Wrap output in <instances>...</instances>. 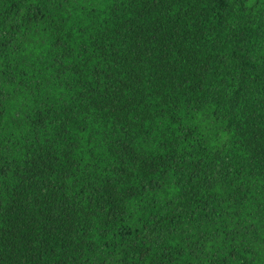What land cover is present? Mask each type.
<instances>
[{
  "label": "trees",
  "instance_id": "obj_1",
  "mask_svg": "<svg viewBox=\"0 0 264 264\" xmlns=\"http://www.w3.org/2000/svg\"><path fill=\"white\" fill-rule=\"evenodd\" d=\"M0 264H264V0H0Z\"/></svg>",
  "mask_w": 264,
  "mask_h": 264
}]
</instances>
